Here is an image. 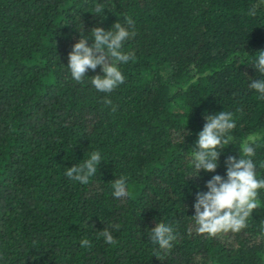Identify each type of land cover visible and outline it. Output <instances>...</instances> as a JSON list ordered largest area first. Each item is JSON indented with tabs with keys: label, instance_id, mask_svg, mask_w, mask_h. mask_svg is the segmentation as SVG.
Listing matches in <instances>:
<instances>
[{
	"label": "trees",
	"instance_id": "trees-1",
	"mask_svg": "<svg viewBox=\"0 0 264 264\" xmlns=\"http://www.w3.org/2000/svg\"><path fill=\"white\" fill-rule=\"evenodd\" d=\"M124 17L135 22L121 49L132 58L117 64L124 83L96 90L101 66L75 81L73 45L90 46L94 27H128ZM261 51L264 0H0V264H264V189L240 232L198 234L192 218L196 193L226 179V158L252 135L264 179V99L249 87L264 79ZM220 111L233 114L235 141L214 172L191 176L205 116ZM93 151L102 162L88 184L65 175ZM121 176L128 196L115 198ZM157 222L176 236L167 253L149 238Z\"/></svg>",
	"mask_w": 264,
	"mask_h": 264
},
{
	"label": "clouds",
	"instance_id": "clouds-1",
	"mask_svg": "<svg viewBox=\"0 0 264 264\" xmlns=\"http://www.w3.org/2000/svg\"><path fill=\"white\" fill-rule=\"evenodd\" d=\"M105 7L97 4L94 14H100ZM249 15L254 16L255 8L249 10ZM103 18V17H102ZM125 27L117 20L112 27L105 31L102 27L91 29L93 43L89 46L87 40L80 38L69 52L68 68L72 78L77 82H82L86 72L91 69L95 71L97 66H101L103 75L92 76L91 84L100 92H111L119 84L124 83L125 77L119 70L117 64L127 63L131 58L130 53L121 51L124 41L135 36V31L129 29L134 26V21L130 17H124ZM253 66L260 74H264V51L258 53V59ZM249 87L260 94L264 99V79L252 80ZM106 105H111L110 99H105ZM115 106L112 111H115ZM206 123L203 130L198 133L195 141L196 147L192 151V164L197 176L201 169L207 172H214L218 166L220 150L229 143H234L233 135L228 133L236 129L231 112L220 111L215 114L205 116ZM190 134V133H188ZM259 135H252L239 144L240 156L229 155L225 160L226 179L220 175H214L206 182L207 192H197L196 201L193 205L195 215L196 232L215 237L221 232H240L247 227V218L252 215L253 209L259 205L256 202L257 190L264 189V179H257L255 174V164L252 157L255 156L253 145L259 140ZM102 162L100 152L93 151L90 158L82 164L67 167L65 175L81 184H88L90 177L97 173L98 166ZM126 178L121 176L112 183L113 196L123 198L128 196L126 188ZM111 227L119 229L120 225ZM104 237L105 243L114 245L117 241L112 236L109 227H105L99 233ZM149 238L159 248L167 253L172 247V241L176 239L173 228L163 222H157L155 227L150 228ZM81 247H89L90 241L82 239ZM156 257L164 260L159 254Z\"/></svg>",
	"mask_w": 264,
	"mask_h": 264
}]
</instances>
